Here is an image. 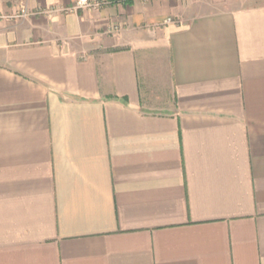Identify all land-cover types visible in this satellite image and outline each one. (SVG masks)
Listing matches in <instances>:
<instances>
[{
  "label": "crops",
  "instance_id": "1",
  "mask_svg": "<svg viewBox=\"0 0 264 264\" xmlns=\"http://www.w3.org/2000/svg\"><path fill=\"white\" fill-rule=\"evenodd\" d=\"M77 2L0 0V264H264V0Z\"/></svg>",
  "mask_w": 264,
  "mask_h": 264
},
{
  "label": "built area",
  "instance_id": "2",
  "mask_svg": "<svg viewBox=\"0 0 264 264\" xmlns=\"http://www.w3.org/2000/svg\"><path fill=\"white\" fill-rule=\"evenodd\" d=\"M90 5H92L91 4V0H78V2H77V5H76V7L78 8H81V7H89ZM22 14H24V15H26L27 14V12H26V9H24L23 8V10H22ZM171 19H169V21H170Z\"/></svg>",
  "mask_w": 264,
  "mask_h": 264
},
{
  "label": "rangeland",
  "instance_id": "3",
  "mask_svg": "<svg viewBox=\"0 0 264 264\" xmlns=\"http://www.w3.org/2000/svg\"><path fill=\"white\" fill-rule=\"evenodd\" d=\"M21 14H22V12H21Z\"/></svg>",
  "mask_w": 264,
  "mask_h": 264
}]
</instances>
